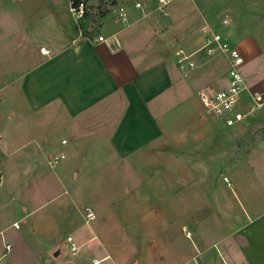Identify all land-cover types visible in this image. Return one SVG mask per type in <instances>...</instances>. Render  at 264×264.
Here are the masks:
<instances>
[{"label":"crops","instance_id":"0c3cea01","mask_svg":"<svg viewBox=\"0 0 264 264\" xmlns=\"http://www.w3.org/2000/svg\"><path fill=\"white\" fill-rule=\"evenodd\" d=\"M46 1L48 9L41 11L3 8L8 1L0 2L1 264L31 263L12 252L11 240L24 236L12 212L25 210L30 202L36 206L46 186L55 189L70 178L83 190L105 184L111 172L120 177L153 167L149 162L165 170L169 189L175 180L188 187L181 208L202 209L197 220L187 216L181 229L185 236H197L194 247L177 250L173 263L179 258L183 264H264V181L258 174L264 172V140L254 136L260 114L253 116L251 110L254 100L264 105V75L244 68L250 80L240 100L247 115L232 127L209 116L198 95L201 89L224 87L229 68L225 56L211 57L202 50V27L225 32L230 42L237 39L235 47L251 39L242 53L253 45V55L264 56L247 29L239 30L229 13L203 14L196 39L182 43L185 29L175 30L172 20L158 15V0H125L121 7L127 22L115 10L95 22L87 14L80 23L69 11L71 0ZM225 14L230 17L226 29L221 25ZM99 36L106 41L99 42ZM180 49L191 55L195 69H179L175 52ZM245 60L247 64L251 57ZM61 155L65 158L58 164L51 163ZM41 162L60 169L51 178ZM30 163V176L38 180H16L17 187H28L15 207L8 185ZM243 165L246 185L237 183L236 191L228 185L226 191L214 183L215 169L232 177ZM84 244L73 256H80L76 264L102 263L111 252L105 245L82 252Z\"/></svg>","mask_w":264,"mask_h":264},{"label":"rangeland","instance_id":"374dc122","mask_svg":"<svg viewBox=\"0 0 264 264\" xmlns=\"http://www.w3.org/2000/svg\"><path fill=\"white\" fill-rule=\"evenodd\" d=\"M6 1L8 5L5 7L1 5L3 8L22 7L30 11L48 9L46 0ZM61 1L63 0H56L55 3L60 4ZM83 1L87 4V14L95 22L99 17L117 10L125 0ZM165 10L168 16L160 12L159 5L155 7V11L164 20H172L175 30L185 29L182 43L196 39L198 28L204 21L203 14L207 16L213 14L217 17L229 13L233 24L239 30L246 28L248 37L255 40L254 42L264 52V0H173ZM236 40H232L231 45L234 46ZM250 41L251 39L245 38L244 43L237 48L241 51L242 46L246 43L249 45ZM252 48L254 49L253 45L248 54L241 51L244 58L251 57L250 62L242 68L243 74L245 75L244 70L247 67L252 72L259 71L264 75V56H254ZM246 75L249 83L250 74ZM256 101H253V116L260 114L258 121L260 124L254 128V136L264 140V105L259 107ZM242 111L245 110L242 108ZM43 163L40 165L43 166ZM151 163L149 162V165L153 167L137 174H121L119 177L116 172H111L106 176L105 184L85 186L87 189H83L84 191L70 178L55 189L46 186V191L36 196V206L30 202V206L25 210L19 213L12 212L13 222H18L17 225L21 228L19 232L24 235L23 240L16 237L11 240L13 254L20 259L28 260L30 264H76L77 261L81 262L80 256L70 255L66 243L67 237L72 236L78 245L85 243L82 252L98 245L110 248L111 252L105 254L107 260L100 264H183L179 258H175L176 262L173 263V255L182 248L194 247L197 236H185L181 232L182 226L187 224L185 220L189 215L196 220L200 218L202 209L196 205L188 209L181 208V201L183 196H187L188 187L183 188L182 183L175 180L174 188L169 189V185L165 186L167 181L165 170L158 169L155 162ZM32 164L34 163H30L22 175L16 176L15 181L12 180L8 185L9 191L14 193L12 204L15 207L20 205V198L26 195L24 191L28 187L27 185L17 187L15 183L18 181L27 184L28 180H31L30 183L38 180L37 176H30ZM43 168L50 173L51 178L53 173L60 169L59 166L51 169L47 164ZM245 171L246 167L243 165L239 167L236 176L231 177L226 172L223 174L228 177L226 182L224 176L215 169L214 183L226 191H230L229 186L236 191L237 183L247 184ZM258 174L264 181V172ZM49 178L50 176L46 178L47 185ZM178 179L180 180V176ZM200 179L201 181L206 179L207 184L210 178ZM190 202L193 204L195 201L190 198ZM88 209L94 211L97 216L92 223L87 222ZM187 228L192 233L194 226L189 224ZM91 238L94 240L89 241ZM59 251L61 254L56 256V252ZM97 255L98 259L103 257V254ZM35 258L37 260L33 263ZM43 258L50 262L44 261ZM92 258L93 256L89 254L86 260L91 263Z\"/></svg>","mask_w":264,"mask_h":264},{"label":"built area","instance_id":"2783aa9c","mask_svg":"<svg viewBox=\"0 0 264 264\" xmlns=\"http://www.w3.org/2000/svg\"><path fill=\"white\" fill-rule=\"evenodd\" d=\"M172 1L158 0L160 12L167 16L168 14L165 8ZM135 6L141 8V3H136ZM69 11L78 23L83 22L87 14V4L83 0H71L69 3ZM116 12V16L122 22H127L128 16L125 8L119 7ZM221 25L224 29L230 26V17L228 14L222 17ZM202 32L205 34L202 50L211 57L217 55L225 56L228 60L229 68L227 71V83L224 87L219 90L201 89L198 95L209 116L216 117L222 120L226 126L232 127L244 121L247 115L242 111L240 100L241 93L246 88V78L242 71L245 58L237 47L231 45L229 36L225 32L216 31L208 24L202 27ZM97 40L99 42L106 41L103 36H99ZM117 45L119 46L118 42ZM41 51L44 54H49V51L45 48H42ZM175 55L179 69L186 71L196 68V64L192 61L191 55L186 54L183 50H177ZM63 143H66V141H63ZM64 158V155L57 156L51 163L56 165ZM86 218L87 222L92 223L97 216L94 211L88 209L86 211ZM66 243L70 254L76 256L81 247L75 242L72 236L67 237ZM10 248L11 245L7 244L6 250L9 251ZM100 263L101 261H94V264Z\"/></svg>","mask_w":264,"mask_h":264},{"label":"trees","instance_id":"16d2710c","mask_svg":"<svg viewBox=\"0 0 264 264\" xmlns=\"http://www.w3.org/2000/svg\"><path fill=\"white\" fill-rule=\"evenodd\" d=\"M75 1H79V0H75Z\"/></svg>","mask_w":264,"mask_h":264}]
</instances>
